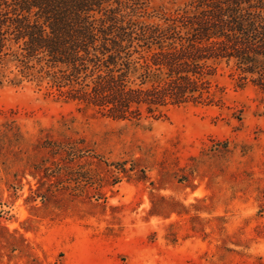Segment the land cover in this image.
Returning a JSON list of instances; mask_svg holds the SVG:
<instances>
[{"label": "rangeland", "instance_id": "1", "mask_svg": "<svg viewBox=\"0 0 264 264\" xmlns=\"http://www.w3.org/2000/svg\"><path fill=\"white\" fill-rule=\"evenodd\" d=\"M236 76L129 120L0 85V264H264V94Z\"/></svg>", "mask_w": 264, "mask_h": 264}, {"label": "trees", "instance_id": "2", "mask_svg": "<svg viewBox=\"0 0 264 264\" xmlns=\"http://www.w3.org/2000/svg\"><path fill=\"white\" fill-rule=\"evenodd\" d=\"M0 0V85L24 82L115 120L210 101L219 63L264 94V0Z\"/></svg>", "mask_w": 264, "mask_h": 264}]
</instances>
